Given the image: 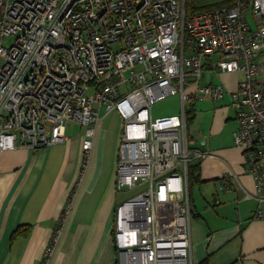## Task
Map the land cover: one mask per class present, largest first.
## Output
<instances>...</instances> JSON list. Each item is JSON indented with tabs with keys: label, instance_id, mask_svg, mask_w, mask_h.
<instances>
[{
	"label": "built area",
	"instance_id": "2783aa9c",
	"mask_svg": "<svg viewBox=\"0 0 264 264\" xmlns=\"http://www.w3.org/2000/svg\"><path fill=\"white\" fill-rule=\"evenodd\" d=\"M208 70L241 75L233 143L264 201V0L190 16L186 0H0V152L64 143L77 124L88 154L101 110L116 111L115 186L136 193L115 210L118 264H190L188 166L212 154L190 146L188 107L227 92L203 85ZM174 96L181 112L154 117Z\"/></svg>",
	"mask_w": 264,
	"mask_h": 264
},
{
	"label": "crops",
	"instance_id": "0c3cea01",
	"mask_svg": "<svg viewBox=\"0 0 264 264\" xmlns=\"http://www.w3.org/2000/svg\"><path fill=\"white\" fill-rule=\"evenodd\" d=\"M206 72L204 85L215 83L216 76ZM217 77L226 86L222 101L228 98V103L202 100L204 118L195 138L189 127L197 120L196 110L195 120H187L192 149L212 154L200 160L201 184L197 199H191L189 262L264 264V217H257L264 215V201L233 143L238 122L229 105L241 75ZM112 113L110 119L119 117ZM102 120L88 154L85 128L80 126L81 136L70 137V124L64 143L0 152V264H42L54 238L47 264H118L113 228L123 202L115 186L123 124L105 129Z\"/></svg>",
	"mask_w": 264,
	"mask_h": 264
},
{
	"label": "rangeland",
	"instance_id": "374dc122",
	"mask_svg": "<svg viewBox=\"0 0 264 264\" xmlns=\"http://www.w3.org/2000/svg\"><path fill=\"white\" fill-rule=\"evenodd\" d=\"M197 1H198V3L201 2L203 4H205V3L207 4L209 2H218L220 0H197ZM250 23L252 24V26L254 25L252 20H250ZM206 73L207 72H205V74ZM206 76H208V75H206ZM204 77H205V75H204ZM205 82H206V78L203 81V85H204ZM215 83H220V81H219L217 76L215 78ZM196 103L197 104H196L194 110H196L197 120H196V122L194 121V123H192L190 125V127H189V133L194 138H195L196 135L199 134L198 133L199 132V130H198L199 121L202 118H204L203 116L200 115V114H204V112H202V109H201L202 106H203L202 105L203 102L202 101H197ZM217 103L218 104L220 103L219 106L225 105V104L228 103V98H226L223 101H219ZM191 108H193V107H188V111ZM212 110H214L213 106H212ZM180 112H181V99H180L179 96L169 97V98H167V99H165L163 101H160V102L156 103L153 106V115H154V117H157V118L167 117V116H170V115H176V114H179ZM104 114H105V110L102 109L101 110V119L103 118V120L101 121V123H103L105 129L110 124H111V126H113L116 123L121 122V119L119 117L110 119L112 117L111 114H110L111 116L108 115V116L103 117ZM112 114H116V113L114 112ZM67 133H68V136H70V137H79V136H81L83 134V129L77 124H70ZM198 191H199V187L198 186L193 189L192 199H194V200L197 199ZM135 194H136L135 191H125V192L121 193V195L120 194L118 195L119 196L118 197V201L122 202V201L128 200L129 198H131Z\"/></svg>",
	"mask_w": 264,
	"mask_h": 264
},
{
	"label": "trees",
	"instance_id": "16d2710c",
	"mask_svg": "<svg viewBox=\"0 0 264 264\" xmlns=\"http://www.w3.org/2000/svg\"><path fill=\"white\" fill-rule=\"evenodd\" d=\"M238 0H220L218 2H209V3H198L197 0H186V11L187 15H193L195 13L201 12H211L217 9L230 8L233 7ZM118 114L116 111H114ZM119 115V114H118ZM120 117V116H119ZM121 119V117H120ZM188 123H192L195 120V111L193 108L190 109L188 113ZM188 182H189V191L192 196V191L196 186L201 184V161L192 160L188 166ZM192 199V197H191ZM22 235L26 233L19 232Z\"/></svg>",
	"mask_w": 264,
	"mask_h": 264
}]
</instances>
